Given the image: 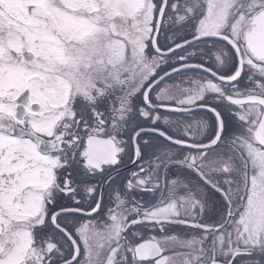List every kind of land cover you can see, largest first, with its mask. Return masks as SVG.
<instances>
[{
  "label": "snow or ice",
  "instance_id": "1",
  "mask_svg": "<svg viewBox=\"0 0 264 264\" xmlns=\"http://www.w3.org/2000/svg\"><path fill=\"white\" fill-rule=\"evenodd\" d=\"M0 264H264V0H0Z\"/></svg>",
  "mask_w": 264,
  "mask_h": 264
}]
</instances>
